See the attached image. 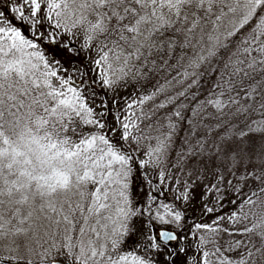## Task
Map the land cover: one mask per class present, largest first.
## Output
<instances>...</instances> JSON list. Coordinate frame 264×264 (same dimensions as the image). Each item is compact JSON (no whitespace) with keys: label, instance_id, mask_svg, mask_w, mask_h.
<instances>
[{"label":"snow or ice","instance_id":"1","mask_svg":"<svg viewBox=\"0 0 264 264\" xmlns=\"http://www.w3.org/2000/svg\"><path fill=\"white\" fill-rule=\"evenodd\" d=\"M0 241V264H264V0H3Z\"/></svg>","mask_w":264,"mask_h":264},{"label":"trees","instance_id":"2","mask_svg":"<svg viewBox=\"0 0 264 264\" xmlns=\"http://www.w3.org/2000/svg\"><path fill=\"white\" fill-rule=\"evenodd\" d=\"M0 10H3V0H0ZM49 53L52 54V55H56L57 57L61 56L58 48H50L49 49ZM64 63L67 66L63 69V72L75 76L76 72H75V67L74 66H79V59L78 58L77 59H73L71 61V63H69L67 60H64ZM89 64H90V62H89ZM145 146H147V143H146ZM2 243H3V241H0V244H2Z\"/></svg>","mask_w":264,"mask_h":264},{"label":"rangeland","instance_id":"3","mask_svg":"<svg viewBox=\"0 0 264 264\" xmlns=\"http://www.w3.org/2000/svg\"><path fill=\"white\" fill-rule=\"evenodd\" d=\"M219 23H221V24L223 25V24L227 23V21H226V20H225V21L222 20V21H220ZM209 29H210V25H209ZM197 31H198V30H197ZM153 143H154V142H153ZM149 171H151V170H149ZM72 199L75 200L76 197L73 196ZM166 202H167V201H166Z\"/></svg>","mask_w":264,"mask_h":264}]
</instances>
